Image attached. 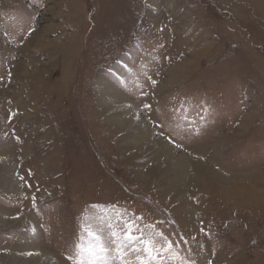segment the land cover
<instances>
[{
  "label": "rangeland",
  "instance_id": "obj_1",
  "mask_svg": "<svg viewBox=\"0 0 264 264\" xmlns=\"http://www.w3.org/2000/svg\"><path fill=\"white\" fill-rule=\"evenodd\" d=\"M32 263L264 264V0H0V264Z\"/></svg>",
  "mask_w": 264,
  "mask_h": 264
},
{
  "label": "bare ground",
  "instance_id": "obj_2",
  "mask_svg": "<svg viewBox=\"0 0 264 264\" xmlns=\"http://www.w3.org/2000/svg\"><path fill=\"white\" fill-rule=\"evenodd\" d=\"M158 145H159V143H158ZM170 153H171V152H170ZM172 167H175V166H172ZM178 169H179V167H178ZM192 180H193V179H192ZM229 185H230V186H233V185H231V183H230ZM230 186H229V187H230ZM234 187H235V186H234ZM232 191H233V190H231V192H232ZM255 201H256V200H255ZM33 260H35V259L33 258ZM34 262H35V261H33V263H34ZM33 263H32V264H33ZM40 264H42V263H40ZM43 264H44V263H43Z\"/></svg>",
  "mask_w": 264,
  "mask_h": 264
}]
</instances>
